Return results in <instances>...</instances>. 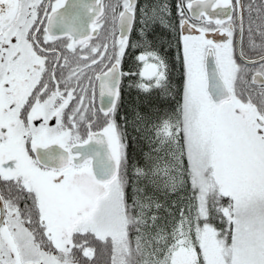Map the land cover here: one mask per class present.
<instances>
[{"label":"snow or ice","instance_id":"1","mask_svg":"<svg viewBox=\"0 0 264 264\" xmlns=\"http://www.w3.org/2000/svg\"><path fill=\"white\" fill-rule=\"evenodd\" d=\"M0 264H264V0H0Z\"/></svg>","mask_w":264,"mask_h":264},{"label":"trees","instance_id":"2","mask_svg":"<svg viewBox=\"0 0 264 264\" xmlns=\"http://www.w3.org/2000/svg\"><path fill=\"white\" fill-rule=\"evenodd\" d=\"M136 95V93L134 91L128 93L125 97V100H126V106L128 104H131L132 103V98ZM130 153L132 152V149L130 148L129 149Z\"/></svg>","mask_w":264,"mask_h":264}]
</instances>
